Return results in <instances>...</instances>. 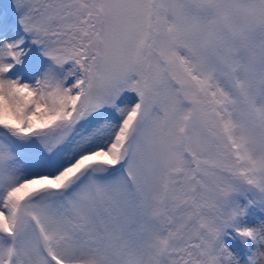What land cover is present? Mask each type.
I'll return each instance as SVG.
<instances>
[{"label":"snow or ice","instance_id":"snow-or-ice-1","mask_svg":"<svg viewBox=\"0 0 264 264\" xmlns=\"http://www.w3.org/2000/svg\"><path fill=\"white\" fill-rule=\"evenodd\" d=\"M0 264H264V0H11Z\"/></svg>","mask_w":264,"mask_h":264},{"label":"rangeland","instance_id":"rangeland-1","mask_svg":"<svg viewBox=\"0 0 264 264\" xmlns=\"http://www.w3.org/2000/svg\"><path fill=\"white\" fill-rule=\"evenodd\" d=\"M0 12L6 14L9 18L15 16V11L11 6V0H0ZM261 219H264V213L256 212L253 215L246 216L245 223L251 225ZM227 231L229 234L223 237L224 242L228 244L227 248L239 257L241 264H246V257L250 255L249 247L254 246L251 244V241H247L248 247H246L244 242H241L239 238L235 237V233L231 229Z\"/></svg>","mask_w":264,"mask_h":264}]
</instances>
